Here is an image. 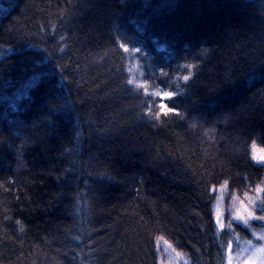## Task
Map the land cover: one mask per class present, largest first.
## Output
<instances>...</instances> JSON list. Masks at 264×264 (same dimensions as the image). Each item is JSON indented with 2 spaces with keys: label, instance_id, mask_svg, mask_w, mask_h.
<instances>
[{
  "label": "trees",
  "instance_id": "trees-1",
  "mask_svg": "<svg viewBox=\"0 0 264 264\" xmlns=\"http://www.w3.org/2000/svg\"><path fill=\"white\" fill-rule=\"evenodd\" d=\"M253 144L264 0H0V264H227Z\"/></svg>",
  "mask_w": 264,
  "mask_h": 264
},
{
  "label": "rangeland",
  "instance_id": "rangeland-1",
  "mask_svg": "<svg viewBox=\"0 0 264 264\" xmlns=\"http://www.w3.org/2000/svg\"><path fill=\"white\" fill-rule=\"evenodd\" d=\"M251 151L253 159L258 163L264 164V148L253 144L251 146ZM257 188L264 189V177L261 183L241 190H230L227 183L213 188V191L216 193L214 216L216 222L219 217V223L217 222V225L220 229L230 228L232 222L245 224L242 220L237 219V215L243 212L245 206L252 208V199H255L256 197L264 199V191L258 192L256 191ZM254 210L257 215L261 214V210L258 207ZM252 222H257L259 224L253 226L254 230L251 239L248 241L241 239L231 241L228 248L227 264H229V249L231 250L232 264H247V261L254 258L253 253L255 247L264 244V240L260 239V236L264 235V221L250 220L246 225H250ZM221 224H223V228H221ZM157 247L159 264H191L186 255L167 238L163 236L158 237ZM255 258L257 259L258 264H264V255L257 254Z\"/></svg>",
  "mask_w": 264,
  "mask_h": 264
},
{
  "label": "snow or ice",
  "instance_id": "snow-or-ice-1",
  "mask_svg": "<svg viewBox=\"0 0 264 264\" xmlns=\"http://www.w3.org/2000/svg\"><path fill=\"white\" fill-rule=\"evenodd\" d=\"M126 52L129 51L128 48L125 47L124 49ZM136 51H139V49H136ZM185 80L188 79V76L184 77ZM140 87H144V85H141ZM175 95L173 92H167L164 93V98L169 99L172 98ZM161 108L164 112V114H169V113H176L177 109L169 107L167 104H162ZM256 191H264V189L257 188ZM258 201V203H257ZM252 203V208H249L245 206L243 208V212L239 213L237 215V219L242 220L245 224H248L250 220H259V221H264V199H261L260 197H256L255 199L251 200ZM256 207H258L261 210V214L257 215L256 211L254 210ZM217 222L219 223V217L217 218ZM221 228H223V224L220 225ZM261 240H264V235L260 236ZM251 243V242H249ZM257 254L264 255V244L256 246L255 251L253 253L254 258L252 260L247 261V264H258L257 259L255 258ZM229 264H232V258H231V250L229 249Z\"/></svg>",
  "mask_w": 264,
  "mask_h": 264
}]
</instances>
